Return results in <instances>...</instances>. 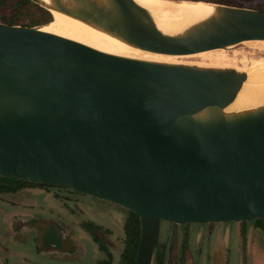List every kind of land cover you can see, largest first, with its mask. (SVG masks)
Returning <instances> with one entry per match:
<instances>
[{"label": "water", "instance_id": "water-1", "mask_svg": "<svg viewBox=\"0 0 264 264\" xmlns=\"http://www.w3.org/2000/svg\"><path fill=\"white\" fill-rule=\"evenodd\" d=\"M30 1L159 54L264 40V9L206 0V16L167 33L136 0ZM246 79L232 65L122 55L0 21V175L134 211L136 264H154L162 220L264 219V101L235 104Z\"/></svg>", "mask_w": 264, "mask_h": 264}, {"label": "flooded vegetation", "instance_id": "flooded-vegetation-1", "mask_svg": "<svg viewBox=\"0 0 264 264\" xmlns=\"http://www.w3.org/2000/svg\"><path fill=\"white\" fill-rule=\"evenodd\" d=\"M24 181L15 183L17 187L14 191L0 192L1 264H123L128 240L126 223L132 210L67 186ZM22 190L31 193L30 203L18 202ZM72 194H79L84 200L103 202L105 206L112 203L125 208L127 216L121 228L122 236L117 233V227L110 225L112 221L104 223L103 220L93 219L96 213L90 210L103 207L102 203L98 207H82L81 211L77 205L74 206L80 199ZM37 195L57 198L71 215L82 214L87 219L78 222L63 215H50L56 220L40 225L38 221L42 220L35 218L46 215L29 210L36 202L33 196ZM8 196H15L16 199ZM28 219L33 222L28 223ZM16 223L20 224L23 233L30 232V235L21 237ZM251 225L254 237L249 256L248 233ZM263 231L264 221L256 220L186 224L162 220L158 247L161 246L165 258L158 264H253L256 238L263 235Z\"/></svg>", "mask_w": 264, "mask_h": 264}, {"label": "bare ground", "instance_id": "bare-ground-1", "mask_svg": "<svg viewBox=\"0 0 264 264\" xmlns=\"http://www.w3.org/2000/svg\"><path fill=\"white\" fill-rule=\"evenodd\" d=\"M136 1L151 12L156 25L167 33H173L183 29L188 24L206 16L211 9L210 5L205 0H201L197 3L186 0L181 3H174L169 0ZM52 13L53 20L48 24L42 25V29L82 41L105 51L161 61L211 66L232 65L241 68L247 72V79L235 100V104L237 106H242L264 101V57H254L251 61H248L247 57L243 56L241 59L242 65H239L238 56L235 57L230 55L229 50L226 48L180 56L149 52L132 48L118 39L60 11L52 10ZM243 42L252 47L264 50V40H246ZM183 56H198L202 61H189L190 59L185 61L178 59Z\"/></svg>", "mask_w": 264, "mask_h": 264}, {"label": "rangeland", "instance_id": "rangeland-1", "mask_svg": "<svg viewBox=\"0 0 264 264\" xmlns=\"http://www.w3.org/2000/svg\"><path fill=\"white\" fill-rule=\"evenodd\" d=\"M237 3L241 4L237 6H243V7H249L252 5H256L255 3H260L264 6V0H237ZM40 7L41 6H39L33 1L1 0L0 1V21L5 22L4 21L5 18L15 16L17 21L13 22V24L28 25V26H32V25L42 26L44 24H48L49 22L53 20V15L51 12H46L45 10H43L42 9L43 7L41 8ZM251 8H254V7H251ZM256 9H259V8H256ZM229 52H230V55L232 56H235V57L238 56L237 58H238L239 65H242L241 59L243 58V56H246L248 61H251L254 57L256 58L264 57L263 49L252 47L249 44L247 45L245 42L237 44L235 47L230 49ZM242 52L244 53V55ZM178 59L185 60V61H188L189 59H190L189 61H195V60L202 61L201 58L198 56H183V57H179ZM20 192L21 194H19L18 196V202H21L24 204L30 203L29 196H31L30 195L31 193H28L24 190ZM72 195H74L73 197L80 199V201L76 202L74 206L77 205V209L81 211L83 210L82 207H85L86 209L88 208V205L89 206L93 205L94 207H98V205L102 203L103 207H98V208L90 210L93 212L95 210L96 217H94L93 219L103 220L104 223H107V221L108 222L112 221L110 222L111 223L110 225H112L113 227L114 226L117 227V229H119L117 233L122 236L121 228L127 216L125 208L119 205H116V204H112V203L108 206H105L106 204L103 202L100 203L97 200H92V199L84 200L79 194H72ZM8 197H12L16 199L15 196H8ZM33 199L36 201L35 205L32 208H29V210L34 213L46 215L44 217L40 216L39 218H35L36 220L38 219L42 220V221H38V224L40 225H45L47 224V222L56 220L55 218L51 217L54 215H63L67 219L69 218V219H72L78 222L87 219V217H83L82 214L71 215L66 208L62 207V204L59 199L53 198L50 195H47V196L43 195L42 197H40V195H37V196H33ZM54 217H57V216H54ZM32 222L33 220L28 219V223L31 224ZM15 227L18 229V233L21 234L20 235L21 237L30 235V232L29 233L27 232L26 234L23 233V230L21 229L20 224L16 223ZM116 242L118 243L117 240ZM254 251H255V256H254L255 258H254L253 264H264V235L260 234L256 238V244L254 246ZM29 262L30 261H28V263Z\"/></svg>", "mask_w": 264, "mask_h": 264}, {"label": "trees", "instance_id": "trees-1", "mask_svg": "<svg viewBox=\"0 0 264 264\" xmlns=\"http://www.w3.org/2000/svg\"><path fill=\"white\" fill-rule=\"evenodd\" d=\"M1 1V0H0ZM30 1V0H26ZM206 1V0H205ZM207 1H214L224 4H230V5H241L237 3V0H207ZM256 5H252L249 7L264 9V6L260 3H255ZM41 8V7H40ZM46 12H49L48 10L42 8ZM52 13V12H51ZM17 15V14H16ZM53 15V13H52ZM5 22L13 24V22L17 21L16 17H9L4 19ZM50 23V22H49ZM45 25V24H44ZM18 182H22V180H19L14 177H7L0 175V192H7V191H14L16 190V184ZM25 183L29 184H44V183H37V182H28L24 181ZM257 222H263L264 219H256ZM127 228V246L126 250L124 252L123 256V264H136V258H137V250L139 246L140 241V234H141V220L140 216L135 213L134 211H130V215L127 219L126 223ZM264 235V231H263ZM159 246L157 248L156 254H155V263L158 264L159 261L163 262L165 255L163 254V250Z\"/></svg>", "mask_w": 264, "mask_h": 264}]
</instances>
